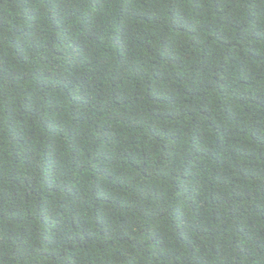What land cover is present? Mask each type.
<instances>
[{"label":"trees","instance_id":"16d2710c","mask_svg":"<svg viewBox=\"0 0 264 264\" xmlns=\"http://www.w3.org/2000/svg\"><path fill=\"white\" fill-rule=\"evenodd\" d=\"M0 264H264V0H0Z\"/></svg>","mask_w":264,"mask_h":264}]
</instances>
